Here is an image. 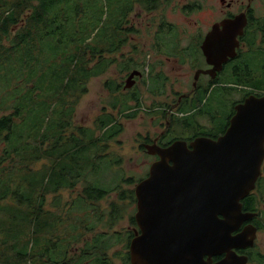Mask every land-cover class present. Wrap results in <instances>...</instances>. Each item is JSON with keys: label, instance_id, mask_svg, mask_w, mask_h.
Masks as SVG:
<instances>
[{"label": "trees", "instance_id": "16d2710c", "mask_svg": "<svg viewBox=\"0 0 264 264\" xmlns=\"http://www.w3.org/2000/svg\"><path fill=\"white\" fill-rule=\"evenodd\" d=\"M118 2L124 13L120 17H116ZM79 4L81 0H0V79H9L11 84L17 78V87H24V95L8 96L7 86L0 81V108L6 111L12 102L11 111L0 115V264H80L90 259L97 264H113L107 253L119 244L122 232L98 228L104 215H109L106 221L112 226L123 216L121 207L125 204L113 202L112 211L105 213L95 202L112 191L117 192L118 200L136 201L134 188L123 187V183L135 182L131 177L122 176L113 181L114 186L109 183L102 187L99 170L103 161L105 165L112 162L107 158L110 142L121 131L111 115L98 119L100 134L82 126L66 133L73 125L74 112L67 96L100 74L98 61L103 46L126 42L119 25L122 20L125 24L133 0H116L115 13L107 18L102 34L96 27L85 33ZM73 5L78 10L75 15L71 14ZM72 16L77 20L75 27ZM40 40L50 49H58L62 43L67 49L55 56L52 65L48 50L41 58L36 51ZM45 158L49 165L33 168ZM80 181L85 186L70 202L68 212L76 215L85 210L86 218L78 220L76 216L75 222L70 216L66 220L61 212L46 207L49 194L56 195L53 206L58 207L62 197L57 194ZM252 197L247 199L254 204ZM131 220L135 223L132 215ZM87 231L95 232L88 235ZM127 233L129 242L134 233ZM80 239H84L80 254L69 256L72 242ZM126 256L129 259V253Z\"/></svg>", "mask_w": 264, "mask_h": 264}, {"label": "flooded vegetation", "instance_id": "af4514ba", "mask_svg": "<svg viewBox=\"0 0 264 264\" xmlns=\"http://www.w3.org/2000/svg\"><path fill=\"white\" fill-rule=\"evenodd\" d=\"M137 6L148 18L149 47L145 52L125 43L102 47L98 76H111L104 87L107 96H112L113 111L104 105L99 118L111 115L120 134L125 127L121 118L139 119L135 142L150 171L161 159L153 152L157 148L179 143L193 150L198 140L217 141L228 133L239 107L251 108L250 101L264 100V0H133L121 30L127 40L141 31L130 19ZM263 167L264 160L255 189L242 199L243 211L256 215L234 233L252 223L258 234L264 226L259 220ZM248 197L256 199L255 203ZM132 228L135 236L139 231L136 220ZM132 238L124 255L129 253L127 264H132ZM255 244L256 239L254 245L234 250L248 255L249 264L258 254ZM224 257L205 259L213 264Z\"/></svg>", "mask_w": 264, "mask_h": 264}, {"label": "water", "instance_id": "95a60500", "mask_svg": "<svg viewBox=\"0 0 264 264\" xmlns=\"http://www.w3.org/2000/svg\"><path fill=\"white\" fill-rule=\"evenodd\" d=\"M249 105L239 107L217 141L153 151L161 159L134 188L139 231L130 242L132 264H208L220 254L225 257L213 264L248 263L249 256L234 249L254 245L258 228L249 223L234 232L256 215L243 211L242 199L262 172L264 100Z\"/></svg>", "mask_w": 264, "mask_h": 264}, {"label": "rangeland", "instance_id": "374dc122", "mask_svg": "<svg viewBox=\"0 0 264 264\" xmlns=\"http://www.w3.org/2000/svg\"><path fill=\"white\" fill-rule=\"evenodd\" d=\"M115 4H116V0H81V4H79L80 10H82V14H83L81 24L83 26V29L85 30V33H88L93 27H96L97 28L96 32L102 34L104 32L107 18L110 17L112 13H115ZM121 7H122V3L118 2L116 17H118V15L119 17L122 16L123 10L121 9ZM77 11L78 10H75L73 5L71 14ZM72 15H75V13ZM130 19H131V23H133L135 27H139L141 31L138 33H134L133 35L128 37L127 42H125V46L141 47L140 50L142 52H145V50H147V47H149V35L146 31L148 18L146 17L143 11H140L139 6H137L134 12L131 13ZM71 22H72L71 23L72 27H75V25L77 24V20L74 16L71 17ZM123 23L124 20L121 21L119 28H123ZM127 25H129V23H127ZM17 28L18 26L13 28V31H16ZM120 34L121 36L124 35L121 32V30H120ZM58 49L60 51L56 52ZM58 49H50L48 48V46H46V42L40 40L38 42L36 51L39 52V57L41 58L42 52H46V50H48L50 54L47 53L49 57H47V55L46 57L49 59V63L53 65L56 63L55 56L58 53L61 54L65 53L67 49V44L62 43ZM41 64L42 62L39 61V64L37 65L40 67ZM108 77H111L109 73H106V75L104 76L103 75L93 76L89 80H86L84 84L81 86L84 87V90H80L81 89L80 87L78 91L76 92L71 91V93L67 96L68 102L72 104L74 107V112L71 117L73 121V125L66 130L67 134H70L71 131H76L77 127L79 126L92 129L96 132V134H100L102 132V130H100L99 127L97 126L98 124L97 121L99 119V114L103 111V106L107 105L106 110L113 111V109L109 106V100L112 99V96H107L108 91L104 87L105 80ZM8 80L5 78L0 79L1 84L7 86L6 94L8 96H12V95L16 96L20 92L22 93V95H24L23 94L24 87L22 85H20V87H17L19 85L17 83L18 81L17 78L12 80L11 84H10L11 80L9 81ZM37 80L38 81L40 80L39 77ZM1 94L3 95V93ZM38 95H41V92H39ZM7 101L9 100L7 99ZM8 103L10 105L12 104V102L10 101ZM10 105L8 106L6 111L0 108V115L10 112L11 111ZM114 114L117 117L119 115L116 111H114ZM121 120L123 121V123H125L124 130L121 134L119 133L120 135L118 134L119 136L117 135L113 140H111L108 149L109 156L107 158L112 162H106L105 165V161H103L102 167L99 170L100 171L99 175L101 176L100 180L104 183L102 187H106V184L109 183H111V186H114L115 183L113 181L114 180L119 181L121 180V177L124 176L135 179V182L132 184L123 183V187L135 188L136 183L139 182L141 179H143L149 171V165L145 163L144 157L142 153L139 151L135 142L136 130L138 125H140L139 119H135V121L134 120L127 121L125 118H121ZM49 164H50L49 160L45 158L37 162L35 165H33V168L39 169L42 168L44 165H49ZM84 186L85 183L80 181L74 188L64 189L61 192H59L57 195L62 197V201L58 207L53 206L54 198L56 195L49 194L47 197L46 207L54 212L55 211L61 212V214L65 216L66 220H68L70 216L75 222L77 220V217L78 220H81L83 217L86 218L87 214L85 213V210H82L83 212H79L76 215L68 212L70 208V202L74 201V199H76L78 195L82 193ZM263 196L261 197L263 198ZM113 202L119 203L118 206L125 204V206L121 207L123 216L119 218L114 224H111L112 226H109L108 224L109 221L106 220L110 217L109 215H104L103 220L100 223V225L102 226L98 228V231H107L109 229L110 231L118 230L122 232V235L120 236L121 240L119 244L113 246L112 250H110L107 253V255L109 261H111L113 264H127L128 261H126L127 260L126 256H124L126 251H128V248L126 247V244L128 242L127 231L128 230L130 231V229L133 230L132 228L133 222L131 220V215L133 216L136 212V201L130 203L128 200H118L117 192L115 193L112 191L108 197H105L100 201H96L95 205L98 210H102L105 213H109L112 211L111 204ZM259 208L260 211H262V216L259 217V220L264 223V201L261 202ZM82 209H84V207ZM87 209L88 208H86V210ZM67 213L71 215L66 216ZM77 225L79 226L80 224L78 223ZM87 232L86 233L88 235H91L95 231H87ZM87 237L89 238V236ZM84 239H80V241L76 243L72 242L71 248L69 249V256L74 257L80 254L81 247L84 243L83 241ZM89 239H91V237ZM255 245H256L255 246L256 252L260 256L258 259L257 256H255L254 259L249 262V264H264V226L257 234ZM80 264H97V263L90 260L86 262H80Z\"/></svg>", "mask_w": 264, "mask_h": 264}]
</instances>
